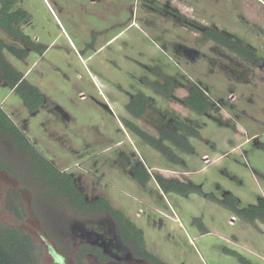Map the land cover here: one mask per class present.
<instances>
[{
	"label": "rangeland",
	"instance_id": "1",
	"mask_svg": "<svg viewBox=\"0 0 264 264\" xmlns=\"http://www.w3.org/2000/svg\"><path fill=\"white\" fill-rule=\"evenodd\" d=\"M16 7L29 13L24 32L48 49L24 60L6 56L47 103L32 114L0 83V104L34 148L72 174L88 199L104 197L122 211L164 264H264V222H248L210 197L232 193L243 207L264 198V0H18ZM215 27L256 47L263 63L208 39ZM0 37L24 46L1 28ZM166 78L170 95L153 86ZM190 83L213 102L209 113L183 103ZM138 93L152 99L141 118L127 109ZM178 120L200 133L190 138L192 153L167 143L180 162L126 125L158 136ZM138 164L147 183L134 177ZM0 165V222L31 238L35 264H146L108 252L105 263L80 257L78 227L105 216L79 214L50 195L27 154L1 131ZM159 175L203 193H165Z\"/></svg>",
	"mask_w": 264,
	"mask_h": 264
},
{
	"label": "trees",
	"instance_id": "2",
	"mask_svg": "<svg viewBox=\"0 0 264 264\" xmlns=\"http://www.w3.org/2000/svg\"><path fill=\"white\" fill-rule=\"evenodd\" d=\"M18 0H0V28L9 37L23 43V47H17L0 37V83L18 94L30 113H37L47 103L46 95L35 84L30 82L25 74L17 69L7 58L6 53L13 55L19 60L26 59L31 52L43 54L48 47L39 44L22 29V24L29 19V13L21 7H16ZM205 35L208 39L226 47L227 49L242 56L257 65L263 63L256 47L235 39L232 35L218 28L207 29ZM154 88L164 95H170L173 81L166 78V83L155 82ZM188 94L183 103L198 114L209 113L214 104L198 83H190L187 87ZM152 99L143 94H136L127 105L128 111L136 118H141ZM127 127L138 135L147 144L159 150L165 157L174 162H180L172 147L174 145L186 153H192L195 147L191 144V137H199V130L183 121H176L172 126H162L158 129V136H154L127 121ZM0 131L11 136L13 142L26 154L37 173V177L44 183L50 195H59L66 200L67 205L75 212L82 215H107L110 214L121 228L123 237L132 242L141 250L148 259L155 264H164L158 258L151 255L145 247V238L142 230L138 228L125 214L115 209L104 197L88 199L83 193L76 178L72 174L61 171L53 162L42 155L31 144L24 132L13 122L10 116L0 105ZM168 143V144H167ZM1 168L5 167L0 165ZM134 177L142 183H147L150 176L142 164H138L133 172ZM156 180L165 193L175 192L181 195L191 193H203L200 186L182 182L178 179H168L157 176ZM212 199L236 213L248 222L260 220L264 222V198L258 199L256 204L241 206L240 199L232 193H226L223 198H217L210 194ZM10 209L20 215L17 205L10 204ZM235 253V252H234ZM244 264H251L243 261ZM0 264H35V255L32 248L31 238L17 228L6 227L0 222ZM61 264V263H56Z\"/></svg>",
	"mask_w": 264,
	"mask_h": 264
},
{
	"label": "flooded vegetation",
	"instance_id": "3",
	"mask_svg": "<svg viewBox=\"0 0 264 264\" xmlns=\"http://www.w3.org/2000/svg\"><path fill=\"white\" fill-rule=\"evenodd\" d=\"M104 216L99 221L90 220L78 227L77 235L81 240L75 245L82 243L79 246L78 255L80 257L94 256L101 263H105L108 260L105 253L108 252L111 258H116L122 263L133 259L137 262L143 263L144 260L146 264L151 263L141 250L123 237L121 228L113 216L110 214Z\"/></svg>",
	"mask_w": 264,
	"mask_h": 264
},
{
	"label": "crops",
	"instance_id": "4",
	"mask_svg": "<svg viewBox=\"0 0 264 264\" xmlns=\"http://www.w3.org/2000/svg\"><path fill=\"white\" fill-rule=\"evenodd\" d=\"M5 33V32H4ZM6 34V33H5ZM26 76V75H25ZM27 78V77H26ZM11 90V92L13 91L14 92V90H12V89H10ZM1 105V104H0Z\"/></svg>",
	"mask_w": 264,
	"mask_h": 264
},
{
	"label": "bare ground",
	"instance_id": "5",
	"mask_svg": "<svg viewBox=\"0 0 264 264\" xmlns=\"http://www.w3.org/2000/svg\"><path fill=\"white\" fill-rule=\"evenodd\" d=\"M100 8V7H99ZM86 14V13H85ZM88 20V19H87ZM76 26V25H75ZM90 68V67H89ZM47 129V128H46Z\"/></svg>",
	"mask_w": 264,
	"mask_h": 264
}]
</instances>
